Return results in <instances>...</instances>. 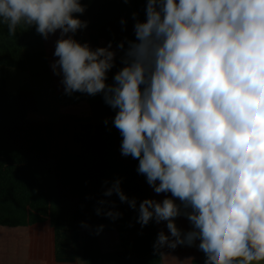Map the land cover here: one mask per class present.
Masks as SVG:
<instances>
[{
    "label": "clouds",
    "instance_id": "obj_1",
    "mask_svg": "<svg viewBox=\"0 0 264 264\" xmlns=\"http://www.w3.org/2000/svg\"><path fill=\"white\" fill-rule=\"evenodd\" d=\"M85 11L81 0H0V24L9 36L59 31L51 67L64 93L103 94L115 110L121 154L155 193L171 194L139 204L141 227L166 222L156 250L196 245L205 264H264V0H146L112 84L111 42L93 50L73 38ZM114 193L136 209L119 180L104 195ZM180 216L191 230L177 227Z\"/></svg>",
    "mask_w": 264,
    "mask_h": 264
},
{
    "label": "trees",
    "instance_id": "obj_2",
    "mask_svg": "<svg viewBox=\"0 0 264 264\" xmlns=\"http://www.w3.org/2000/svg\"><path fill=\"white\" fill-rule=\"evenodd\" d=\"M81 3L86 11L77 15L87 21V27L73 38L93 50L111 42L116 56L106 83L112 84L124 66V50L118 45L124 42L126 50L127 41H135L133 13L145 21L146 0ZM51 63L50 35L44 39L33 26L9 36L7 26L0 24V252L4 238L14 229L27 228L29 264L81 259L86 264H164L162 248H154L157 223L153 220L141 227L137 222L139 204L152 199L151 186L137 171L139 161L121 154L122 136L113 125L116 113L105 104L103 94L67 95L62 87L60 124L30 117L40 110L33 90H20L10 100L6 84L12 70L33 78L50 77ZM75 124L82 129L78 154L60 146L64 130ZM117 180L129 200L135 199L136 209L115 193L104 195ZM109 210L121 216L112 220L105 214ZM100 225L117 232V250L102 252L98 236L103 230L96 234ZM85 231L89 233L83 238ZM205 259L203 253L202 264Z\"/></svg>",
    "mask_w": 264,
    "mask_h": 264
},
{
    "label": "rangeland",
    "instance_id": "obj_3",
    "mask_svg": "<svg viewBox=\"0 0 264 264\" xmlns=\"http://www.w3.org/2000/svg\"><path fill=\"white\" fill-rule=\"evenodd\" d=\"M60 38V32L50 35V51L52 54V63L57 57L54 56L57 39ZM61 76L54 74L50 66V77L33 78L29 73L19 70H12L6 84V90L10 100H12L20 90L29 89L36 92L40 101V110L38 113H31L30 117L36 120L51 121L60 124V115L63 106L60 101V89L63 87ZM82 133L80 125H72L64 130L60 139V146L67 148L73 153H80L82 146L77 140ZM111 231L104 228L103 233L99 234L101 239L110 235ZM89 231L82 233L85 238ZM98 236V237H99ZM115 241V240H114ZM104 244V241L102 242ZM29 234L27 228L14 229L3 240L2 250L0 252V264H29ZM80 264H86L84 260ZM39 264H46L40 262Z\"/></svg>",
    "mask_w": 264,
    "mask_h": 264
},
{
    "label": "crops",
    "instance_id": "obj_4",
    "mask_svg": "<svg viewBox=\"0 0 264 264\" xmlns=\"http://www.w3.org/2000/svg\"><path fill=\"white\" fill-rule=\"evenodd\" d=\"M95 1V0H90ZM102 1V0H99ZM114 14V12H113ZM112 14V16H113ZM170 193H161L157 194L154 192L153 188L151 187V196L152 199L157 201H162L166 196L170 197ZM179 203V201H177ZM175 223L177 227L180 228L182 231L186 232L191 230V225L189 221L184 216H180L176 218ZM158 233L163 231L166 235H168V229L166 227V222L157 223ZM111 231L110 235L106 236L104 239H101V236L98 237L100 248L103 253H110L118 248L119 239L117 232L115 230ZM115 240V241H114ZM104 241V244L102 242ZM199 241L196 242L198 245ZM163 260L164 264H202L203 262V252H201L196 245L191 247L185 245H178L175 248H162ZM59 264H80V262L76 263H59Z\"/></svg>",
    "mask_w": 264,
    "mask_h": 264
}]
</instances>
